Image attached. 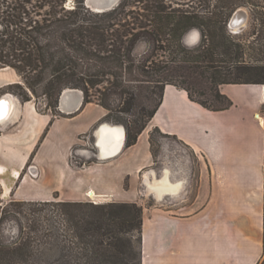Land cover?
<instances>
[{"label":"crops","instance_id":"0c3cea01","mask_svg":"<svg viewBox=\"0 0 264 264\" xmlns=\"http://www.w3.org/2000/svg\"><path fill=\"white\" fill-rule=\"evenodd\" d=\"M1 70L5 73L0 75V89L19 82L13 69ZM219 90L232 106L213 112L189 100L184 90L166 85L161 105L129 147L125 127L105 120L106 112L99 104L83 105V94L77 90L63 92L58 116L36 110L32 100L21 102L10 95L11 111L0 125L21 123V127L0 133L2 192H10L5 175L19 180L25 167L31 181L38 183L50 173L51 180L60 183L37 189L29 200L33 202L54 198L89 202L88 193L94 192L100 203H108L115 201L117 192L135 189L139 202L147 196L155 201L142 209L141 264H260L264 258V85L254 90L251 84H223ZM181 95L204 113H231L246 125L225 127L217 119L216 125L202 127L204 139L189 141L177 134L188 130L180 119L186 116L177 106ZM59 121L72 128L60 136L65 145L59 151L41 158L47 160L44 169L38 164L37 151ZM103 125L123 128V133L112 131L105 148L98 140ZM153 130L177 144L159 142L154 157L149 144ZM247 134L255 137V143L245 142ZM30 159L34 165H28ZM145 176L156 179L155 194L148 191ZM164 176L168 185L162 183Z\"/></svg>","mask_w":264,"mask_h":264},{"label":"trees","instance_id":"16d2710c","mask_svg":"<svg viewBox=\"0 0 264 264\" xmlns=\"http://www.w3.org/2000/svg\"><path fill=\"white\" fill-rule=\"evenodd\" d=\"M75 1L78 6L71 10L67 7L68 0H0V67L13 69L21 82L3 90L14 93L21 102L42 98L45 101L42 111L58 116L61 115L57 110L60 93L71 88L83 92V105L95 102L110 109L107 95L93 101L89 92L99 84L95 77L120 78V73L113 71V67L96 73L91 69L83 72L80 63L86 65L85 60L94 57L101 60L111 57L119 63L129 60L128 43L123 37L145 25L155 29V39L165 43L163 51L169 58L153 61L147 68L138 67L144 77L139 82L148 85L143 96L152 105L148 113L141 106L138 114L134 113L141 94L138 87L123 89V105L116 109L118 113L133 115L131 121L110 113L104 117L125 127L127 147L135 144L161 105L166 85L184 90L189 100L213 112L232 106V101L220 92V85H264V65L244 61L241 46L224 32V22L238 0H226V13L211 17L212 33L195 50L183 47L181 38L191 26L204 27L205 22L198 15L174 13L162 28L153 25L160 17L158 0H151L145 7H140L142 2L137 4L138 10L131 12L130 21L126 19L130 13L125 12L130 0L101 16L86 11L82 0ZM254 6L253 17L262 26L264 5ZM261 26L258 38H263L264 55ZM165 29L168 30L162 31ZM102 53L110 55L103 57ZM196 90L210 99L196 97ZM42 207H47V212ZM6 223L15 225L16 235L6 237ZM141 232L142 208L136 203L92 204L54 198L42 202L12 200L3 204L0 200V264H141V251L136 244V240L141 241ZM260 264H264V258Z\"/></svg>","mask_w":264,"mask_h":264},{"label":"rangeland","instance_id":"374dc122","mask_svg":"<svg viewBox=\"0 0 264 264\" xmlns=\"http://www.w3.org/2000/svg\"><path fill=\"white\" fill-rule=\"evenodd\" d=\"M244 11L247 12V21L245 23L244 28L239 33H235V31L233 30L232 33H230V35H232V38L235 41V43H238L241 46V48L243 50V60L244 61H246L247 63H251V64L264 65V59H263L264 55L262 53V45H263L262 39L263 38H258V37L253 36L252 32H253L254 23L252 22L249 10L245 8ZM229 30H230V28H229ZM197 45L198 44H196L195 46H197ZM195 46H193V47H195ZM151 51L153 52L152 45H150L146 42L140 43V45L138 46V49L136 50V52L139 55L140 54L143 55L142 57H145V56L151 54ZM144 54H146V55H144ZM154 54H156V52ZM158 54L160 55L161 53H158ZM257 60H259V61H257ZM4 73H5L4 70H1V68H0V75L4 74ZM129 86L134 87V89H138V87H141L140 88L141 94L138 97V101L135 102V103L138 102L134 108L135 114L136 115L138 114L140 106L143 107L142 110L145 113H148L151 110L152 105L149 103V101H147L143 97L144 93L146 91V88L148 87L147 83H140L139 84V83H133L132 82V83H129ZM102 87H105V84H103L102 86H100L97 89L100 90V89H102ZM251 87H253L254 90H259L262 88V85L261 84H251ZM89 93L92 95L91 96L92 100L96 101V99L98 97L97 93H96V89L90 90ZM5 94H11V96L18 98L14 93L7 92V91H5V89L3 90V88L0 89V97H2ZM195 96L202 98V99H210V96H208V95L201 96L199 93V90L195 91ZM179 100H180V103H177V106L180 108L182 113L186 116V118H182V117L180 118L181 123L186 124L188 127V130L185 132L179 131L177 134H180L181 136H185L186 138L189 139V141L190 140L191 141H197L199 139V137L204 139V134L201 133L202 127L205 128V127L210 126L212 124L216 125L217 119L218 120L220 119L219 122H222L221 123L222 126H225V127H229V126L240 127V126L246 125V124H243L239 118H236L231 113L211 115V114L202 112L200 109L194 107L193 104L188 103L182 95L179 97ZM32 102H33L36 110L38 108L40 109V111L45 110L44 99H42V98L33 99ZM111 102H112L113 106L118 104V101H116V100H113V101L111 100ZM262 112L264 114V106H263ZM112 115L117 116V117H121L123 119H127L128 121H131L133 119V115H125V114H112ZM227 119L230 121V123H228ZM48 123H47V125H48ZM20 125H21V123L20 124L18 123V124L13 125V126L12 125H0V133L4 132V130L18 129L21 127ZM3 128H5V129H3ZM71 128H72V126L67 124V123L65 124L62 121L57 122L56 127L52 128V130H50V132L49 131L47 132L45 141L41 145L40 149H38V151H37V155L41 156L40 159L43 157H46V156L48 157L50 152H51V154H53L55 151H59L60 147L65 145L64 141H62L63 139H61L60 136L61 135L63 136L64 132H67ZM189 128H193L195 131L193 132L192 129L189 130ZM44 130L42 131L41 135L39 136L38 141H39L40 137L43 135ZM143 130H142V132H143ZM263 135H264V133H263ZM161 141L166 142V143L168 142L170 144H174V143L177 144L176 143L177 141H175L174 139L161 137L158 130H153L151 137H150V140H149V144H150L151 153L154 157L156 156V154L158 152L159 142H161ZM246 141L249 143H251L253 141V143H255V137L247 134L245 136V142ZM86 144H87V147L91 148V142L89 141V139H86ZM37 145H38V142L36 143L35 146H37ZM73 150H78V147H74ZM32 152H33V150H32ZM32 152L30 153V155L32 154ZM78 162L80 164L81 160H78ZM30 164L34 165L32 159L29 160L28 165H30ZM38 164L41 165V167H43L44 169L47 168V160L41 159L38 161ZM27 168L28 167H25V169L21 173V178L19 180L14 179L11 175H8V174L5 175L6 176L5 180L8 182V184H10V189H9L10 192L3 193L2 187H0V200L3 204H7L12 200H19V201L28 200L29 201V200L33 199V197L35 196V192H37V189H39V188L48 189L51 184L60 186V183H58L56 180L55 181L51 180L52 175L50 173L47 174V176H45V175L41 176V179L38 181V183H37V180H35V179H33V180H35L36 183L33 180L31 181L28 177V174H27ZM27 181L30 182L31 184H34L33 186H35V187L27 185V183H28ZM0 183H1V181H0ZM23 183H25V184H23ZM250 185L255 187L254 181L250 180ZM9 195H10V197H9ZM136 195H137V191L135 189H132L130 191H125V192H117L114 202L115 203H136L142 209H143V207L147 208V207L155 205L154 198L147 196V197L143 198V200L141 202H139L136 199L137 198ZM63 198L68 199L70 197L63 195ZM133 200H137V202H134ZM35 201L40 202L41 200L38 199ZM61 201L67 202L65 200H61ZM10 209H13V207L12 208L10 207ZM24 209H28V208H24ZM42 209H44V211L47 212V207H42ZM22 219H23V222L26 223L25 218L22 217ZM4 232L6 234V237L10 238V237L16 235L17 231H16V227L13 223H6L4 225ZM136 237H137V235L134 236L135 239H136ZM136 244H137V247L141 251V248H140L141 243L140 242L138 243L136 240Z\"/></svg>","mask_w":264,"mask_h":264},{"label":"flooded vegetation","instance_id":"af4514ba","mask_svg":"<svg viewBox=\"0 0 264 264\" xmlns=\"http://www.w3.org/2000/svg\"><path fill=\"white\" fill-rule=\"evenodd\" d=\"M125 0H117V2L106 8H101L98 9L96 8L97 6H101L107 2V0H82L81 5L83 8L88 11L90 14L93 16H101L107 13L112 12L113 10H116L119 8L121 4H123ZM151 0H130L129 2L131 3L130 6H127L125 8V12L130 13L126 17L128 21L132 17L131 12L138 10L137 4L142 2V4H139L140 7L143 5L144 7L150 3ZM158 6L160 7L159 9V18L156 19V22L153 25H156L157 27H162L164 28V21L167 19H170L171 16L174 13H179L180 11L182 13H188V14H194L198 15L199 17H202L203 22H205L204 27L201 29L196 26H191L188 28L186 31L183 32L182 38H181V44L183 47H185L188 50H195L197 47H199L202 44L203 38L207 35H211L212 33V28L213 24L211 22V17L215 16L218 17L220 15H224L226 13V0H158ZM253 3V4H252ZM238 4V5H237ZM235 7L230 15V17L224 22V28H225V34L232 33L234 30L235 33H239L245 26V23L247 21V12L246 14V19L244 23L238 27L236 25L235 29H232L229 27L230 20L232 16L234 15L235 12L241 10L244 11V9H248L252 22L254 23L253 26V36L258 37L260 34V26L261 22H259L257 19L255 20L253 17V11L256 9L254 4H260L264 5L263 0H238ZM78 6V3L75 0H68L67 2V7L68 9H75ZM140 10H144V8H140ZM245 12V11H244ZM97 21V20H96ZM116 23H119L118 20H115ZM124 19L121 20L120 23H123ZM174 24V23H173ZM119 24H117L115 27H117ZM174 26V25H173ZM264 28V25L262 24L261 26ZM230 28V30H229ZM153 30L151 27L148 25H145L143 28H135V30H132L131 32H128L124 37L123 40L126 41L127 44V57L129 60H125L121 63L119 61L115 60L114 58H105L103 60L94 57L93 59H86L87 61L86 65H83L81 62V67L85 71H106L110 68H112L113 71L120 73V78L115 77V76H97L94 79L99 83L97 84L93 89H96L97 96H102L105 97L109 100V108H104L102 107L106 115L108 113L110 114H124V113H118L117 108L121 107L123 97H122V90L123 89H134V87L129 86V83H141L139 82L140 79H143L144 77L139 74V66L145 65L146 68L151 65L153 61H158V60H168L169 54L166 52L164 53L163 51V46L165 45L164 42H158L155 39ZM168 29L162 30L166 31ZM158 32V30H157ZM159 33V32H158ZM179 33V30L177 31V34ZM219 35H222V31L218 32ZM232 36V35H231ZM196 38V39H195ZM200 39V40H199ZM199 41V42H198ZM146 42L153 47V52L151 51V54L142 57L143 55H139L136 50L138 49V46L140 43ZM198 44L197 46H195ZM195 46V47H193ZM156 52V54H154ZM158 53H161L160 55ZM109 54V53H108ZM110 55V54H109ZM106 53H102L103 57H109ZM146 55V54H144ZM96 73V72H95ZM139 79V80H138ZM18 83H21L20 80ZM105 84V87H102V89H97L100 86ZM72 90L71 88H67ZM65 90V89H64ZM60 93V96L62 92ZM74 90H79V89H74ZM92 90V89H90ZM81 91V90H80ZM83 94V92H82ZM59 96V98H60ZM111 100H116L118 101V104L114 105L112 104ZM59 106V100H58V105H57V110ZM135 113V111H134ZM125 115H131V114H125Z\"/></svg>","mask_w":264,"mask_h":264},{"label":"bare ground","instance_id":"6f19581e","mask_svg":"<svg viewBox=\"0 0 264 264\" xmlns=\"http://www.w3.org/2000/svg\"><path fill=\"white\" fill-rule=\"evenodd\" d=\"M115 1H117V0H107V5H108V3L111 4L112 2H115ZM4 98L8 102V107L6 108V107H4V104H0V121L5 120V118L9 115V113L11 111V105H12L11 103L12 102H10V99H11L10 94L9 95L6 94ZM116 129H118L121 133H123V128L122 127L114 128V127H111V126H108V125H103L102 126L100 132L98 133L99 134V138H100L98 140H100V144L102 145V148H105L106 143L111 139V136H112V133H113L112 131H115ZM145 178H146L148 191L153 193V194H155V190L157 189V184H156L155 179L153 181H150L148 176H145ZM162 183L164 185H168L169 184L167 176L163 177ZM89 196L90 197H94V199H98L100 197V196L95 195L94 192H89ZM95 197H97V198H95Z\"/></svg>","mask_w":264,"mask_h":264},{"label":"water","instance_id":"95a60500","mask_svg":"<svg viewBox=\"0 0 264 264\" xmlns=\"http://www.w3.org/2000/svg\"><path fill=\"white\" fill-rule=\"evenodd\" d=\"M245 19H246V14H245V12L244 11H241V10H239V11H237V12H235L234 13V15L232 16V18H231V20H230V23H229V27L231 28V29H234V28H236V25L238 26V27H240L243 23H244V21H245ZM65 90H70V89H65ZM64 90V91H65ZM63 91V92H64ZM79 93H82V91H80V90H77ZM62 92V94H61V96H60V98H59V100L62 98V96L64 95V93ZM6 95V94H5ZM5 95H3V96H5ZM11 95V94H10ZM0 97V104H4V107H8V102H7V100L4 98V97Z\"/></svg>","mask_w":264,"mask_h":264},{"label":"built area","instance_id":"2783aa9c","mask_svg":"<svg viewBox=\"0 0 264 264\" xmlns=\"http://www.w3.org/2000/svg\"><path fill=\"white\" fill-rule=\"evenodd\" d=\"M89 195V193H88ZM97 198V197H95ZM89 202L92 204H101L98 199H94V197H89Z\"/></svg>","mask_w":264,"mask_h":264}]
</instances>
